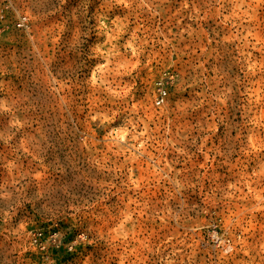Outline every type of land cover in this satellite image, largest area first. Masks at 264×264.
I'll list each match as a JSON object with an SVG mask.
<instances>
[{
    "label": "rangeland",
    "instance_id": "obj_1",
    "mask_svg": "<svg viewBox=\"0 0 264 264\" xmlns=\"http://www.w3.org/2000/svg\"><path fill=\"white\" fill-rule=\"evenodd\" d=\"M0 264H264V0H0Z\"/></svg>",
    "mask_w": 264,
    "mask_h": 264
},
{
    "label": "built area",
    "instance_id": "obj_2",
    "mask_svg": "<svg viewBox=\"0 0 264 264\" xmlns=\"http://www.w3.org/2000/svg\"><path fill=\"white\" fill-rule=\"evenodd\" d=\"M23 19H25V18H23ZM18 25L22 26L23 21H19ZM166 94H167V90H166L165 86L161 83V85H159V87H158V94H157V97L155 100L156 104H159V105L162 104L165 100Z\"/></svg>",
    "mask_w": 264,
    "mask_h": 264
}]
</instances>
